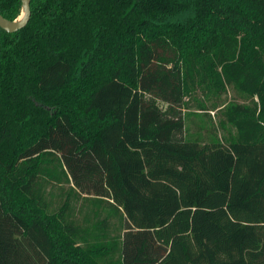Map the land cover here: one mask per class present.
<instances>
[{"label":"trees","instance_id":"trees-1","mask_svg":"<svg viewBox=\"0 0 264 264\" xmlns=\"http://www.w3.org/2000/svg\"><path fill=\"white\" fill-rule=\"evenodd\" d=\"M30 12L0 29V264H264V0Z\"/></svg>","mask_w":264,"mask_h":264},{"label":"rangeland","instance_id":"rangeland-1","mask_svg":"<svg viewBox=\"0 0 264 264\" xmlns=\"http://www.w3.org/2000/svg\"><path fill=\"white\" fill-rule=\"evenodd\" d=\"M195 98L205 102L204 96L201 92H197ZM242 101L243 100H240L231 89L227 90L226 93L222 94L219 97L209 98L205 102L208 109V111L205 112V116H207L205 118L210 119L212 122L216 124L218 122V119L222 117V111L228 103L230 102L244 103ZM245 103H249V102H245ZM159 107L161 109H165V105L160 103H159ZM188 112L197 113L198 112L197 104L193 102H189Z\"/></svg>","mask_w":264,"mask_h":264},{"label":"water","instance_id":"water-1","mask_svg":"<svg viewBox=\"0 0 264 264\" xmlns=\"http://www.w3.org/2000/svg\"><path fill=\"white\" fill-rule=\"evenodd\" d=\"M31 0H21V15L17 20L9 21L0 15V29L11 34L23 29L30 19Z\"/></svg>","mask_w":264,"mask_h":264}]
</instances>
